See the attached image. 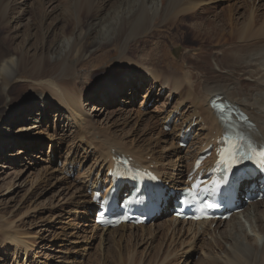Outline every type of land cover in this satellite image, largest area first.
<instances>
[{"label": "bare ground", "instance_id": "1", "mask_svg": "<svg viewBox=\"0 0 264 264\" xmlns=\"http://www.w3.org/2000/svg\"><path fill=\"white\" fill-rule=\"evenodd\" d=\"M20 1L0 0V106L9 99L11 102L8 110H0V175H2L1 169H7L9 167L8 164L13 166L25 161L27 150H29L22 148L23 150L20 154L14 152V142L11 141L13 139L12 136L15 135L13 132L21 128L19 130L21 132L18 131V133L22 135L25 131H28L26 130L28 127L37 129L39 126H35L36 123H41L40 125L44 126L46 121L49 122L51 120V115L53 114L63 117L62 115L65 113V118L72 119L71 123L80 129L75 130L76 135L72 140H75L74 142L76 140L79 141L80 147H84L82 151L87 153L93 147L92 153H95L94 157L96 158L88 176V179H90L93 170H96V178L92 180L93 189L97 187L98 183L102 182L101 176H98V174L104 171L105 167L112 165V156L127 154L133 157L139 165L149 168L153 167L154 171L171 187L176 191L180 190V187L176 188V186L185 183L186 161L188 163L191 161V164H188V167L190 166L191 168L192 161L200 154L203 148L215 145L216 137L222 133L217 114L210 106L214 98L222 97L243 110L253 122L250 127L254 138L260 143L264 142V13H261L264 6L261 5L262 0H260L256 8L255 5L251 6L253 7L252 10L247 8L250 12L241 18L242 22L231 17V14L223 16L218 13L216 20H210L208 23L212 27L207 28V30L212 31L209 34L201 29L202 25L191 30L193 26H189L186 23L204 14L207 10L205 5L210 0H124V5L115 9L119 11H117V17L113 18L114 21L109 20L110 14H112L109 10L107 11V2L109 0H84L83 8H88L89 10L86 13L91 20L89 25H86L85 20L81 19L83 8L80 7V0L77 5L73 3L75 6H72V4L68 5L67 2L65 6L53 8L52 4L49 6V0V2L47 0H37L36 6H34V0H24L23 3ZM256 2L257 0H254L255 4ZM241 6L245 7L246 1ZM14 7L17 9V14H21V19L17 21L15 26H12L11 15ZM17 14L16 16H18ZM26 15H29V22L22 26L23 33H19L18 24L23 17L26 18ZM162 24L171 26L172 30L175 28L176 32L183 36L185 45L190 50L200 44L199 51L207 52V45L216 40L219 44L218 48L208 52L211 58V65H201L199 62L201 56L192 60L191 57L188 58L187 55L182 54L181 61L169 57L171 61L169 60L162 71L141 65L142 73L137 74V69L135 70L129 64L140 65L139 62H144L146 55L137 57L136 62L130 60L131 58L129 57H133L132 51L134 47L130 41L145 31L156 27L159 29V25ZM229 29L230 31L227 32ZM221 33L227 34L222 35ZM22 34L25 35L23 36ZM226 36H229V38ZM50 39H52L51 42ZM236 40L238 43H236ZM112 41L118 42L122 46V55L124 56L122 62L125 64L124 67L126 69L123 73L125 72V77L129 76L127 83H132L131 81L134 77H130L132 72L138 75L135 78L136 82H133L134 85L131 86L130 92L121 95L127 86V83L121 80L122 73L118 78H111L112 80L110 77L102 79L103 81L94 88V93H91L88 83L95 78L100 65L105 64L109 56L114 52L113 49H108ZM242 41H245L243 42L245 45L241 44ZM140 44L142 43L140 42ZM143 45L145 44L143 43ZM91 51L93 53L89 55L88 53ZM96 53L100 54L94 56ZM154 54L159 56V53L158 55L157 53ZM151 57H154V55H151ZM160 58L150 59L158 61ZM204 63H207V60ZM80 65H84L83 70L86 71L82 76L85 81L82 84V88H79L78 83L72 77L73 70ZM19 79H25V81L17 82ZM111 82L114 84H111ZM20 83L36 84L38 88L34 90L33 93L36 96L32 100L35 101L41 98L40 105H42L38 111V118L33 122L34 124L26 128H23L26 125L25 122L33 121L32 117L29 116L32 113L29 108L31 104L20 101L17 103L19 104L18 106H14L13 97ZM149 83L152 84L149 91L156 84H159L161 90L163 88L167 90L168 100H166V104L170 102V98L174 97L175 104L181 102L189 105L188 109L182 111V113L179 108L178 110L176 108L178 117L172 123V125L176 126L175 131L179 130L180 132L183 125H185V130L194 124L199 126L198 130L200 133L198 132L199 134L195 135L193 143L188 147L192 151L189 156L188 154L186 156L180 155L182 151L177 146L179 142V140L176 142L177 138H173L169 146L167 144L169 149H172V154L175 153L176 159H180L179 166H177L179 163L177 164L175 161L161 164L160 160L163 156L157 157L155 150L150 149V146L155 142L162 140H147L143 146H140L138 140L129 141L125 137L126 139L115 143L107 139L110 137L106 136L108 134L95 131L94 128L93 130V124L91 127L88 118L85 116L84 102L86 97L91 95L93 104L104 102L102 107L95 109V111H99L103 115L107 112L106 107L115 105L121 96L128 98L127 103L131 104ZM107 84L111 85L110 88L108 90L106 88L103 89ZM155 97H157L158 103L161 99H159L158 95H155ZM15 110L22 112L17 116L18 118L12 117V112ZM172 112L170 111L164 118H160L161 121L166 123ZM198 114L199 116H197ZM39 116L42 117L40 122L37 121L40 120ZM157 116L159 118V115ZM150 118L155 120L157 117ZM16 127L19 128L17 129ZM146 128L148 132H153L151 126L147 125ZM160 135H165V133L161 131ZM21 140L30 142L28 138H20V143L16 144V147L19 145L29 146V143H21ZM8 142L11 143L10 150L4 147V144ZM203 144H205L204 147H202ZM37 145L39 150L44 147V143L40 141L37 142ZM155 148L157 149V147ZM57 152H60V150H57ZM148 157H150L149 160ZM163 158L165 159L166 156ZM168 159L169 156L167 157ZM171 166L174 168L178 167V173H167ZM48 171L45 176L48 175ZM80 189H78V193L81 196V200H85L84 205L94 208L88 193L83 192L84 187ZM11 191H13L12 186L7 195ZM172 201L173 197L170 196L167 204ZM168 210L169 208L165 207L163 214L154 219L156 221L162 220V222L157 223L155 221L156 223H152L149 227L133 228L122 225L113 230H102L94 224L92 226L96 229V232H100V236L103 239L102 242L108 243V239L115 242L114 248L117 253L116 257H118L115 262L117 264H142L141 260L143 259H140L139 263L135 262V254L133 253L135 250L131 251L132 254L127 252L129 253L127 259L121 257L128 250L127 247L123 248L126 241L128 244H132L134 239V247H143L144 245H149L152 239L151 246L146 247L145 260L151 250L159 252V249L161 250L164 246L165 237H162L163 244L159 243L157 245L156 242L162 232H165L167 236L173 237L171 245L178 240V243L181 244L185 236H190V234L197 241L204 235H210L212 236L211 238L214 237L212 245L210 244L212 252H214L215 242L217 243L215 248L218 250L221 249V246L224 247L221 259L216 257L217 263L222 260L221 264H264V201L254 202L243 212L234 215L226 223L227 225L224 226L223 230L222 224L217 223L213 231L211 226L214 222L195 224L178 221L173 217L162 218L168 214ZM1 218L5 219L6 226L1 225L0 228L5 230L8 228L9 231L3 232L0 243L3 242L5 246L12 247V253L17 260L27 256L25 259L27 261L29 254L33 250L29 235L25 231L19 230V226L13 220L7 219L5 216H1ZM14 224L17 230L10 229ZM218 235H222V240H218ZM119 257L121 258L119 259ZM169 259L168 256L165 260L157 262V258H151L150 262L152 264H165ZM209 263L212 262L209 261Z\"/></svg>", "mask_w": 264, "mask_h": 264}, {"label": "rangeland", "instance_id": "2", "mask_svg": "<svg viewBox=\"0 0 264 264\" xmlns=\"http://www.w3.org/2000/svg\"><path fill=\"white\" fill-rule=\"evenodd\" d=\"M49 1V6L52 4V8L57 6H65L67 2L68 5L72 4V6H75L74 4L77 5V3L81 2V8H83L85 4H83L84 0H80V2L79 0ZM244 1H246V6L242 7L241 4L244 3ZM20 2L23 3L24 0H21ZM259 2L260 0H257L256 4L254 3V0H210L208 4L205 5V8H207L206 12L201 16L192 19L186 24H188L189 26H193L191 27V30H193V28L197 26L199 27L200 25H202L201 29L207 31V33L209 34L210 32L212 33V31L207 30V28L212 27L209 26L208 23L210 20H216V15L218 13L222 14L223 16H228L231 14V17L236 18V20L242 22L243 20H241V18L245 15H248L250 12L249 10L253 9V7L251 6L255 5L256 8ZM36 5L37 0H34V6ZM121 5H124V0H109L107 2V11L109 10V12L112 13L110 14L109 20L114 21V19L118 15L117 11H119L115 9H118ZM261 5L264 6V0L261 1ZM52 8H50V10H52ZM247 8H249V10ZM88 11V8L82 9L83 13L81 19L85 20L86 25H89L91 23L90 18L86 14L88 13ZM261 13H264V9H262ZM16 14L17 9L16 7H14L11 15L12 26H15L17 24V21L21 19V14L18 13V16H16ZM28 17L29 15H26V18H22L23 21L20 20L21 22H19V24H21H18V30H20L21 32L19 31V33H23L22 26L29 22ZM159 29L156 27L149 31H145L141 34H138V36L134 37L130 41V43L134 46L132 51L133 57H129L131 58L130 60L136 62L137 57L146 55L143 60L144 62H139L140 65L136 66V64H129V66H133L135 70L137 69V74L142 73L141 65L146 68L151 67L155 68L156 70L162 71V69H164V66L169 62L170 58L181 61L182 54L187 55L188 58L191 57L192 60L201 56L199 60L201 65H211V58L208 52L210 50H216L218 48L219 44L216 40H213L209 45H207V52H200V44H197L196 46H194V49L191 50L187 48L183 36L178 34L175 28L172 30L171 26L162 24L159 25ZM228 31H230V29L227 30V32ZM223 34L226 35L227 33ZM226 37L229 38V36ZM51 41L52 39H50V42ZM140 42L142 44H140ZM243 42L245 41H242L241 44L245 45V43ZM143 43L145 45H143ZM236 43H238L237 40ZM110 45L108 49H113L114 52L109 56L105 64L100 65L99 70L96 73L97 75L88 83V87L91 93H94V88H96V86L103 81L102 79L107 77H110V79L118 78L123 73V71L126 70L124 67L125 64H123L122 62L124 56L122 55L121 44L112 41ZM146 51L149 53H147ZM166 51L168 52L167 54L169 56L166 54ZM92 53L93 52L91 51L88 54L91 55ZM154 53H157V55L159 53V56H156ZM99 54L100 53H96L94 56H98ZM151 55H154V57H151ZM155 57H161L162 59L160 58L161 61H152L150 59H155ZM206 60L207 63H204ZM88 61H90V59H88ZM84 65L78 66L75 70H73L72 74L73 80L78 83L79 88H82V84L83 82H85L84 78L82 77L83 73H86V71L83 70ZM124 73L121 80H123L124 83H127L129 76L125 77ZM136 73H131L132 75H130V77L134 76L133 80L131 81L132 83H127V86L125 87V90L121 93V95L130 92V90L132 89L131 86L134 85V83L136 82L135 78L138 76L136 75ZM22 81H25V79H19L17 82ZM112 83L113 82H111V84ZM151 85L152 84L149 83V85H146L144 87L143 91L139 93V97L133 100L134 103L132 102L131 104H128V98L122 96L119 97L118 102L115 105L113 104L110 107H106L107 112L103 115H101L102 113H100L99 111H95V109L102 107L104 102H97L93 104L92 96L90 95L89 97H86V101L84 102V109L86 110L85 116L88 118L91 127L93 124L92 129L94 128L95 131L108 134L106 136L110 137L107 139L115 143H119L121 140L128 138L129 141L133 139L138 140L139 145L143 146L147 140H162L160 142H155L152 146H150V149L155 150L157 157L166 156L165 159L163 157L161 158V164L164 162H166L165 164H167L170 161H175V163H179L177 165L179 166L180 159L177 160L176 158H174L173 156L175 153L172 154V149H169L168 147L171 141H173V138H177V132L169 133L168 131H166L168 133H165L163 130L164 123H162L161 126L160 118L163 116L162 114H164L165 116L166 111H174L176 109V106H184L185 103L180 102L179 104H175L176 101L173 97V101H170L166 104L165 102L166 100H168L167 94L158 96L161 100L157 103V97H155V95L161 92V89L159 87L158 91L156 87L154 88L156 89L155 92L153 89L149 91ZM110 86V84H107L103 89L106 88L108 90ZM36 88H38L37 85L33 83H20V86L16 89V93L14 94L15 96L13 97L14 106H18L19 104L17 103L20 101L31 104V107L29 108L31 109L32 113H30L29 116L32 117L33 121H29L30 123L25 122L26 125L23 124L25 126L21 125L23 126V128L34 124L33 122L38 118V111L42 106L40 105L41 98L35 101L32 100V98L36 96V94L33 93ZM10 103L11 102L9 99L7 102L3 103L0 106V110H8ZM174 105L175 107L173 108ZM188 107L189 105L186 107V109H184V111H186ZM20 113L22 112H19V110H15L12 112V117L18 118L17 116L20 115ZM52 113L54 112L52 111ZM157 115H159V118ZM62 116L63 117H58L53 114L51 115V120L49 122L46 121L44 126H41V123H36L35 126H39L37 129H31L28 127L26 128V130L28 131H25L22 135L21 133H18V131L21 129L19 127H16L17 129H19L16 132H13V134L15 135L12 136L13 139H11V141L14 142V152L16 154H20L23 149L29 150H27L25 161H23L22 159L23 162H19L18 165L11 166V164H8L9 167H7V169H1L2 175H0V227L1 225L6 226V221L5 219H2L1 216H5L7 219L13 220L15 224L19 226V230H23L29 235V240L33 245V250L29 254L27 261H25L27 256H25L23 259L21 258L17 260V258L14 257L12 253V247L5 246V243H3L1 240L3 244L0 243V264H117L115 262L116 259L118 260V257H116L117 253L114 248L115 242H112L109 239L107 240L108 243L102 242L103 239L100 236V232H96V229L92 226V217L93 214H95L96 209L91 208L89 205H84L85 200H81V196L78 193V189H80L81 187H84L83 192L87 193L86 187H88V184L86 185L84 180L88 179L96 158L94 157L95 153H92L93 147L89 149L87 153H85V151H82L84 150V147H80V144L78 143L79 141L76 140V142H74L75 140H72L76 135L75 130H78L79 128H76V126L71 123L72 119L65 118V113ZM197 116H199V114ZM150 117L157 118L154 120ZM41 119L42 117H40V120L37 121L40 122ZM142 119L144 120L143 122ZM147 125L152 127L153 132L147 131ZM161 131L164 132L165 135H160ZM199 133L196 132V134ZM23 137L28 138L30 142H26L27 140H21V143H29V146L19 145L18 147H16V144L20 143V138ZM39 141L44 143V147L40 150L37 145V142ZM57 142L59 143L57 144ZM4 147L7 148V150H10L11 143L8 142L7 144H4ZM155 147H157V149ZM57 150H60V152H57ZM184 152H187V150L181 152L180 155L184 156ZM189 152L191 153L192 151L188 149V152L186 153L188 154V156L190 154ZM168 156L169 159L167 160ZM80 161L82 168L79 174L81 175L77 177L75 176L76 178H67L65 175L72 173V171H69L70 169H68V167L70 165H78L80 164ZM106 168L107 167H105L104 169ZM176 169L177 167L174 168L173 166H171V169H168L167 173L170 172L169 170H172L171 173L176 174L178 173ZM47 171L48 175L45 176V173ZM93 171L94 172L92 175H95L96 178L97 172L96 170ZM101 173H103V171ZM101 173H99L98 176H100ZM54 177L56 178L54 179ZM102 178H105L103 174L101 177V181L103 180ZM11 186L13 191H11V193L7 195V192L11 189ZM171 197H173V195H171ZM91 209H93V213L90 212ZM165 217H167V219L169 218L166 215L162 218ZM156 222L159 223L162 222V220H157ZM226 223L227 222L222 223V230L224 229V226L227 225ZM15 224L12 225L10 229L17 230ZM5 231H9L8 228L6 230L0 228V239L2 238V234ZM162 235L160 234L158 236L159 239L157 240L156 244H163L162 237H165L163 248L161 250L159 249V252H153L151 250V252L148 253L149 255L147 257L149 260L147 258L145 260V250L147 246H151L150 244H152V239L150 240L149 245H144L143 247H134V239L132 244H128L127 241L126 243L124 242L125 244L123 245V248L125 249V247H127L128 250L124 253L125 255L121 257L127 259L129 253L135 250L133 252L135 254V262L139 263L140 259H143L141 260L142 264H152V262H150L151 258H157V262L161 260L163 261L168 256L170 259L166 261L168 263L165 262V264H207V262L208 264H221L222 260L217 263L218 260H216V257H219L218 259H221L224 247L221 246V249L218 250L217 248H215L217 244L215 242V247L212 246L214 252H212L210 244L212 245V240L214 237L211 238L212 236L210 235H204L200 238V240L197 241L190 234V236H185V239L181 241V244L178 243V240L176 243H173V245H171V242L173 241L172 236H167L165 232H162ZM217 238L218 240H222V235H218ZM132 252L130 254H132ZM121 257H119V259ZM209 261H211L212 263H209Z\"/></svg>", "mask_w": 264, "mask_h": 264}, {"label": "snow or ice", "instance_id": "3", "mask_svg": "<svg viewBox=\"0 0 264 264\" xmlns=\"http://www.w3.org/2000/svg\"><path fill=\"white\" fill-rule=\"evenodd\" d=\"M219 110H220V111H223V109H219ZM245 119H246V118H245ZM242 147H243V145L235 146V152H234L233 155H232V159H233V160H236L237 164H238L240 161H242V160L244 159V157L241 156V148H242ZM248 147H249V149H251V144H249ZM260 155H264V153H260ZM247 158H248L249 160L252 159L251 155H248ZM262 166H264V165H262ZM241 171H243V170H241ZM240 179H241V177H240L239 175L234 176V178H233V184H232L230 187H231V188H235V187L238 185ZM208 207H210V208H215L216 205H215V204H211V205H209Z\"/></svg>", "mask_w": 264, "mask_h": 264}]
</instances>
